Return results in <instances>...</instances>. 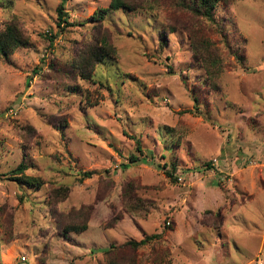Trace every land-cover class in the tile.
I'll return each mask as SVG.
<instances>
[{"label": "rangeland", "instance_id": "1", "mask_svg": "<svg viewBox=\"0 0 264 264\" xmlns=\"http://www.w3.org/2000/svg\"><path fill=\"white\" fill-rule=\"evenodd\" d=\"M62 1L0 0V31L28 38L0 55V264H264V0H221L214 25L194 0L100 22L110 0ZM102 39L84 79L71 64Z\"/></svg>", "mask_w": 264, "mask_h": 264}, {"label": "trees", "instance_id": "2", "mask_svg": "<svg viewBox=\"0 0 264 264\" xmlns=\"http://www.w3.org/2000/svg\"><path fill=\"white\" fill-rule=\"evenodd\" d=\"M62 1V0H61ZM221 0H194L191 4L188 5V8L196 15L201 18H204L208 21L210 25L215 24V9L217 3ZM223 1V0H222ZM230 0H224L223 2L229 3ZM63 1L57 7L58 13V24L65 23L69 25V22L65 19V12L63 11ZM119 9H131V4L129 0H110L109 6L103 8L94 13L92 16L95 21L100 22L104 15L108 13L110 10H119ZM64 17V18H63ZM71 25V24H70ZM101 43L95 46H89L87 49L81 51L76 59L73 60L71 64L72 71H76L79 76H82L84 79H89L95 67L101 63L106 57L109 56V42L107 39H102ZM28 43L27 36L15 25L14 23H8L5 28L0 31V55L6 56L7 54L11 53L15 49L19 47H25ZM202 46V48H201ZM195 45L194 48L198 50V48L203 49L205 54L207 55V60L209 64L207 67H213L214 72H209L210 70L207 69V72L210 73L211 76L217 74L221 69V60L216 54V49L214 47V42L211 40H206L203 44ZM201 51V50H200ZM239 61L243 62V57L241 55L237 56ZM206 61V60H205ZM217 68V70H215ZM209 75V76H210ZM194 102L197 103V98H194ZM137 149L141 151L139 147V141H137ZM129 162H138V161H145L144 158H139L135 154H131L128 158ZM205 167L207 169L212 168L210 162H206ZM25 169V165L23 163L19 164L12 172L16 174L13 180L21 183L27 187H39L41 181L37 178H32L26 175H23V170ZM173 171H175V167L172 168V172L166 171V174L170 176L172 179H176L173 176ZM84 176L89 177L91 172H84ZM67 191L65 188H62V192ZM86 229V224H69L68 227L65 228V232L68 231H82ZM158 237V234H151L146 235L139 241H128L127 244L136 247L141 246L149 243L151 240Z\"/></svg>", "mask_w": 264, "mask_h": 264}, {"label": "built area", "instance_id": "3", "mask_svg": "<svg viewBox=\"0 0 264 264\" xmlns=\"http://www.w3.org/2000/svg\"><path fill=\"white\" fill-rule=\"evenodd\" d=\"M257 264H262V263L258 261V263H257Z\"/></svg>", "mask_w": 264, "mask_h": 264}]
</instances>
